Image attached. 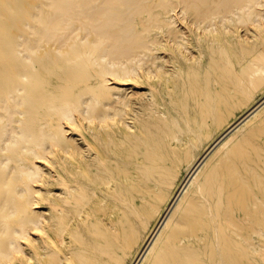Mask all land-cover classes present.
Here are the masks:
<instances>
[{
    "label": "bare ground",
    "instance_id": "1",
    "mask_svg": "<svg viewBox=\"0 0 264 264\" xmlns=\"http://www.w3.org/2000/svg\"><path fill=\"white\" fill-rule=\"evenodd\" d=\"M18 12L0 264H264V0Z\"/></svg>",
    "mask_w": 264,
    "mask_h": 264
},
{
    "label": "rangeland",
    "instance_id": "2",
    "mask_svg": "<svg viewBox=\"0 0 264 264\" xmlns=\"http://www.w3.org/2000/svg\"><path fill=\"white\" fill-rule=\"evenodd\" d=\"M19 21L18 0H0V40L17 38L20 34Z\"/></svg>",
    "mask_w": 264,
    "mask_h": 264
}]
</instances>
